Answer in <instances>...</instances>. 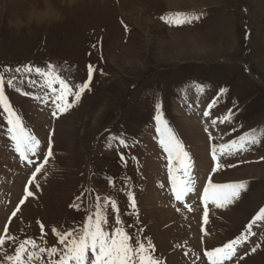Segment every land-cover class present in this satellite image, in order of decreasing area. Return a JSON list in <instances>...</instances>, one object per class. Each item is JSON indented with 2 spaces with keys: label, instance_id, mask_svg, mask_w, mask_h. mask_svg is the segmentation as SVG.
I'll return each instance as SVG.
<instances>
[{
  "label": "rangeland",
  "instance_id": "rangeland-1",
  "mask_svg": "<svg viewBox=\"0 0 264 264\" xmlns=\"http://www.w3.org/2000/svg\"><path fill=\"white\" fill-rule=\"evenodd\" d=\"M13 4L0 8V75L11 118L41 146L39 155L21 157L0 105V264H15L8 256L25 240L20 264H55L66 250L60 234L78 237L98 208L106 230L120 227L158 264H210L205 253L237 236L243 242L228 264H264V0H55L59 16L42 19L30 18L25 3ZM177 17L185 23L175 24ZM48 63L72 91L93 68L80 101L55 116L59 84L48 89L43 76L23 70L47 71ZM191 90L200 97L198 110ZM157 105L190 154L194 178L201 171V181L246 185L232 204L205 208L194 198L182 204L173 198ZM229 110L234 119L221 123ZM196 111H208L209 123L194 119ZM245 133H254L257 144L211 160L213 143ZM205 230L212 238H204Z\"/></svg>",
  "mask_w": 264,
  "mask_h": 264
},
{
  "label": "snow or ice",
  "instance_id": "snow-or-ice-1",
  "mask_svg": "<svg viewBox=\"0 0 264 264\" xmlns=\"http://www.w3.org/2000/svg\"><path fill=\"white\" fill-rule=\"evenodd\" d=\"M172 23V21H169ZM175 24L180 25L185 23L184 20L177 17L174 21ZM16 72H20L21 68L17 67ZM24 72L32 73L33 71L45 78V83L48 89H52L55 83L59 84V92L53 91L52 103L55 105L56 112L66 113L75 104H77L82 94L89 88V82L92 80L93 68L88 67V82L77 84L78 90L72 91L64 79H61L59 74L54 70V66L51 63L47 64V71L42 70L39 66H24ZM13 78L7 80L8 85L13 84ZM4 77L0 75V105H3L4 110L9 115L7 121L11 127L7 128L8 133L12 134V139L17 142L16 151L20 153L21 157L26 156L29 153L39 155L38 149L40 148V141L31 134H25L23 128L20 127L19 119H13L15 114L9 106V103L5 97L4 92ZM221 93L225 92V89L220 90ZM74 96V99L69 102L68 97ZM204 116L208 117L209 112L205 111ZM234 119V115L231 110L224 116L221 123H226ZM155 121L157 125V132L159 133V143L163 147V150L168 155V176L171 182L172 194L177 202L183 200L188 194L193 192V162L190 154L184 149L182 143L175 136L172 129L169 127L165 119L160 114V105L156 106ZM216 120H212V124H216ZM235 131V129H233ZM124 143L123 140L120 141ZM257 137L254 133H245L240 135L238 139H232L227 143H220L218 146L213 143L211 146V160L218 161V152L222 156H231L236 152L246 150L247 145H256ZM52 155L51 149L45 157V163L47 159ZM124 157L122 156V160ZM179 162L178 168H173V160ZM42 166H37L35 171L40 173ZM221 168L219 162L215 163V166L211 169L212 172H217ZM246 188L244 183H225V184H213L209 181L208 185L203 188V199L207 204L209 200L217 207L223 208L232 204L237 200L242 190ZM28 196H32V193L28 191ZM129 203L135 208L134 197L131 192L128 193ZM23 203V201L21 202ZM108 203V201H105ZM111 208L117 209V203L111 202ZM207 215V213H206ZM260 216L264 217V208L260 209ZM115 223L119 225L121 221L116 219ZM105 217L103 213L97 209L95 212V218H88L81 230V234L76 237L72 231H68L66 234L62 233L59 236V242L66 246V250L61 254V258L55 262V264H69L70 261H74V264H136V257L139 256L138 264H158V261L153 260L150 257H146L145 248L142 244L138 248H133L129 243V236L120 228L116 227L114 233L105 229ZM242 238L237 236L235 239H231L229 242L224 243L222 247H216L213 251L205 253L210 264H228L232 259L238 255V245L242 243ZM4 243L0 240V244ZM13 243L15 241L13 240ZM29 242L27 240L21 243L19 247L15 249V256H8V260L15 261V264H20L21 254L24 252L26 245ZM134 243L139 244V241ZM37 245L32 244V248L35 249ZM256 249L253 248L252 251ZM40 253H45L46 249L39 248ZM57 249L55 247L47 251L49 258L55 254ZM91 255H87V253Z\"/></svg>",
  "mask_w": 264,
  "mask_h": 264
},
{
  "label": "bare ground",
  "instance_id": "bare-ground-1",
  "mask_svg": "<svg viewBox=\"0 0 264 264\" xmlns=\"http://www.w3.org/2000/svg\"><path fill=\"white\" fill-rule=\"evenodd\" d=\"M66 1V3L68 4H72L75 3V1L77 0H64ZM8 3H25L28 7H30L29 9L30 11V18H37V19H42V18H49V17H53V15L55 16H59V12H57L56 7H55V0H0V8L6 7ZM168 3H171V0H168ZM13 4V5H14ZM42 6V7H40ZM40 7V8H39ZM196 8V7H193ZM6 9V8H5ZM43 9V10H42ZM174 10H181L178 8H173ZM3 12V11H2ZM25 16V15H24ZM23 16V17H24ZM28 17V16H26ZM20 18V17H19ZM189 99L193 102V104L197 107H201L200 101H199V96L198 94L194 91L191 90L189 93ZM176 108V107H175ZM176 110H178V108H176ZM178 113V112H177ZM180 115H182V113H178ZM194 116L196 120L198 121H202L205 124L209 123L208 117H205L204 114L200 113V112H195ZM202 166V165H201ZM258 166V165H257ZM250 167V165H249ZM256 166H252V168H250V170H255ZM249 169V168H248ZM200 175L193 178V183H194V189L193 192L188 194L184 199H192V198H201L203 199V188L206 187V185L204 184V181H201V176L203 172H199ZM204 176V175H203ZM203 179V178H202ZM199 181L200 184H199ZM204 184V185H203ZM204 200V199H203ZM157 202L159 203V205H161L164 209V201L161 197L158 196L157 198ZM207 203L212 204L214 207H216L211 200H209ZM217 208H213V210H216ZM219 209H223V208H219ZM212 210V211H213ZM166 211V209H165ZM220 211V210H219ZM169 213V212H168ZM230 213V212H229ZM212 233H208L206 230L205 232H203L202 235H204V238H206L207 240L209 238H212L211 236ZM200 235V234H199ZM197 239V238H196ZM203 239V238H202ZM199 243V242H198ZM197 244V243H196ZM200 244V243H199Z\"/></svg>",
  "mask_w": 264,
  "mask_h": 264
}]
</instances>
